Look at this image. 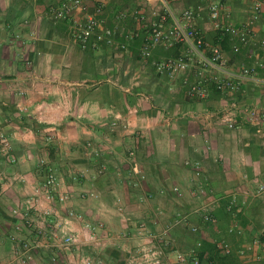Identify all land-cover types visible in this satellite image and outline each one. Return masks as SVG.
I'll use <instances>...</instances> for the list:
<instances>
[{"label": "crops", "instance_id": "crops-1", "mask_svg": "<svg viewBox=\"0 0 264 264\" xmlns=\"http://www.w3.org/2000/svg\"><path fill=\"white\" fill-rule=\"evenodd\" d=\"M58 1L0 0V132L11 146L10 155L0 153V264H77L85 255L94 264H137L143 246H159L168 264H180L177 252L189 255L196 241L209 246L220 239L232 249L226 264H264L236 254L258 238L262 245L255 251L264 258V190L256 194L264 187V119L252 124L246 114L264 112V11L251 25L248 44L233 54L207 7L219 2L222 20L242 26L255 0H165L175 15L200 8L194 26L210 46L224 45L228 72L241 66L256 71L235 93L220 94L209 85L208 98L195 100L180 87L183 74L166 78L152 66V60L178 56L184 46H157L143 60L144 27L116 20L134 9L150 15L163 0H83L91 13L102 8L107 26L139 33L123 51L104 44L81 50L70 20L52 21L49 9ZM226 110L233 129L219 120ZM34 123L53 128L51 137L35 135ZM41 159L54 167L65 203L44 198ZM195 164L220 202L212 211L215 224L201 221L202 201L193 191L202 180L194 177ZM231 198L239 211L235 218L225 210ZM27 202L40 211L27 213ZM69 210L80 219L69 217ZM177 215L187 222L174 225ZM235 220L240 235L227 231ZM85 222L101 225L93 239ZM139 224L155 234L171 224L167 245L138 236ZM71 234L75 245L60 249L55 238ZM22 242L40 246L25 258ZM206 258L200 264H209Z\"/></svg>", "mask_w": 264, "mask_h": 264}, {"label": "built area", "instance_id": "built-area-1", "mask_svg": "<svg viewBox=\"0 0 264 264\" xmlns=\"http://www.w3.org/2000/svg\"><path fill=\"white\" fill-rule=\"evenodd\" d=\"M252 14L247 24L242 26L233 25L230 22H224L221 18V4L217 1L212 2L207 7V16L214 30L221 33L231 42L230 51L237 54L241 46L247 45L252 36L251 25L255 22L261 12L264 11V0H255L252 7ZM200 8L188 7L179 15H175L163 0L161 5L153 7L150 15L141 9H134L130 13L119 12L116 20L119 22L132 20L144 27L145 31L142 36V43L139 56L143 60L151 59L152 50L157 46L163 48H171L176 45H182L185 51L176 57H169L161 60H152V66L157 75L166 78H176L179 74L184 77L180 82V87L185 88V94L188 98L195 100H205L209 96V85L213 90L220 94H232L239 90L241 83L246 79H254L256 77L255 68L241 66L238 73L233 74L227 71V59L222 48L219 45L210 46L207 44L201 33L194 26V19L200 12ZM49 14L53 23L68 18L72 29V36L75 43L83 51L96 50L100 45L104 44L108 47H114L116 50L123 51L129 41L138 36V32L132 29H123L109 27L103 18L102 8L100 6L93 7L92 13L89 11L87 4L83 0H59L55 6L50 7ZM264 45V40L260 41ZM209 50L208 53L205 50ZM261 66V64H258ZM191 73L194 80L190 81L187 74ZM256 80V79H255ZM264 83V82H263ZM246 114L248 120L252 124H259L264 119V112L256 109H247ZM220 122L228 129H233L234 121L230 110L223 111L220 114ZM10 149V143L4 133L0 132V153L5 155ZM129 158L133 160L134 151L129 152ZM39 164L44 174V198L51 200L56 197L61 204L68 200L66 193L57 192V178L54 167L45 159H41ZM194 177L201 179L197 189L193 191L198 199L202 201L199 212L203 223L215 224L216 219L212 215L214 208L220 207V202L212 195V189L205 183L203 173L198 165H194ZM22 180V178H18ZM264 187L258 186L256 194L263 192ZM172 192L180 194L178 187H173ZM26 212L29 210L40 211L39 206L27 202ZM225 210L233 218L239 211L236 209V200L229 199L226 202ZM68 216L80 219L72 210L68 211ZM187 222V216L177 215L175 224H184ZM85 229L89 233V239L94 238L95 231L101 227L100 224L93 225L85 222ZM171 229V224L165 226L160 234L151 232L145 224H139L136 234L143 238H149L152 242L158 241L163 246L167 243L165 238ZM191 234H197L198 229L195 226L188 228ZM228 233L242 234L243 230L236 220L228 227ZM14 240L16 238H13ZM56 244L60 249L67 250L70 246L75 245L77 236L66 235L64 237H56ZM262 245L258 238H254L250 244L241 248L236 254L248 259L249 257L256 262H263L264 258L255 249ZM40 246L39 242L26 243L22 242L19 249L25 258L28 252ZM201 246V241H196L195 247ZM215 247L225 256H231L232 249L228 242L224 239L215 241ZM137 264H168L162 256L159 246H143L137 253ZM189 260V263H188ZM249 260V259H248ZM176 261L180 264H200V260L194 250L189 255L183 253L176 254ZM77 264H94L90 256H80ZM217 264V263H211Z\"/></svg>", "mask_w": 264, "mask_h": 264}, {"label": "trees", "instance_id": "trees-1", "mask_svg": "<svg viewBox=\"0 0 264 264\" xmlns=\"http://www.w3.org/2000/svg\"><path fill=\"white\" fill-rule=\"evenodd\" d=\"M219 37H221L222 39L225 40L224 43H227V38L224 36H221L219 35ZM218 44V43H216ZM220 46H224L222 43H220ZM32 130L33 132L35 133V135L37 136H43L44 138H47V137H51V135L53 134L54 132V129L53 128H50L48 126H44L42 124H37V123H34L32 125ZM11 154V146H10V149L9 151L4 155H10ZM41 166V165H40ZM43 171V170H42ZM194 251L196 252L197 254V257L199 258L200 260V263L204 260V258H206L209 262V264L211 263H217V264H226L227 261L232 258V255L231 256H228V257H225L223 256L219 250H217V248L215 247V244L212 243L211 245H201L200 247L194 249ZM188 263H189V260H188Z\"/></svg>", "mask_w": 264, "mask_h": 264}, {"label": "rangeland", "instance_id": "rangeland-1", "mask_svg": "<svg viewBox=\"0 0 264 264\" xmlns=\"http://www.w3.org/2000/svg\"><path fill=\"white\" fill-rule=\"evenodd\" d=\"M182 244V243H181ZM252 263V262H251Z\"/></svg>", "mask_w": 264, "mask_h": 264}]
</instances>
